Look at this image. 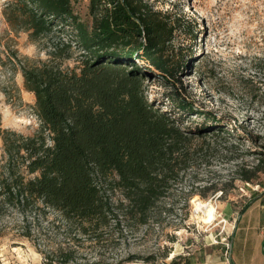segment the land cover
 Returning a JSON list of instances; mask_svg holds the SVG:
<instances>
[{
	"label": "trees",
	"instance_id": "16d2710c",
	"mask_svg": "<svg viewBox=\"0 0 264 264\" xmlns=\"http://www.w3.org/2000/svg\"><path fill=\"white\" fill-rule=\"evenodd\" d=\"M71 1L11 0L2 10L10 29L27 33L31 42L51 34L55 39L43 44V61L8 55L23 90L33 95L38 129L24 137L0 128V213L18 214L24 222L33 210H51L88 237L109 225L148 224L188 168L195 139L224 134L240 144L244 137L229 133L214 117L185 127L202 114L179 89L161 101L170 110L145 97V79L156 75L174 83L185 68L172 53L175 33L191 28L188 19L156 11L148 0H85L83 21L71 11ZM70 59L73 67L63 66ZM249 152L264 157V145ZM248 173H239L245 184L264 170L256 166ZM257 184L264 205V183ZM231 210L224 209L225 218ZM70 260L64 255L55 264ZM191 262L173 258L168 264Z\"/></svg>",
	"mask_w": 264,
	"mask_h": 264
},
{
	"label": "rangeland",
	"instance_id": "374dc122",
	"mask_svg": "<svg viewBox=\"0 0 264 264\" xmlns=\"http://www.w3.org/2000/svg\"><path fill=\"white\" fill-rule=\"evenodd\" d=\"M10 1L0 0V128L30 137L38 129L33 95L23 90L8 55L15 52L19 58L43 61L47 58L43 44L55 38L51 34L49 40L36 43L25 32L12 31L2 16ZM148 2L156 11L185 17L191 28L174 36V60L186 63L176 82L165 84L156 75L145 79V97L161 110H170L161 101L179 89L194 111L202 114L185 121V127L204 123V116L214 117L220 127L239 133L244 141L235 143L224 134H208L206 142L195 139L197 151L188 168L144 226L120 223L83 237L51 210L43 214L33 210L24 222L18 214L1 212L0 264H55L64 255L71 259L69 264H168L173 258L180 263L191 258V264H227V245L238 211L250 200L260 202L258 195L263 193L257 184L264 183L263 174L245 184L239 173L252 175L248 171L256 166L264 170V157L249 152L250 147L264 145V0ZM86 5L85 0L70 4L83 21ZM62 64L71 68L74 62ZM3 161L0 143V166ZM194 200L214 205L213 223L200 221ZM226 207L235 212L230 218L224 217Z\"/></svg>",
	"mask_w": 264,
	"mask_h": 264
},
{
	"label": "crops",
	"instance_id": "0c3cea01",
	"mask_svg": "<svg viewBox=\"0 0 264 264\" xmlns=\"http://www.w3.org/2000/svg\"><path fill=\"white\" fill-rule=\"evenodd\" d=\"M233 214L234 211H229L228 217ZM238 217L236 228L233 226L227 245L231 264H264V205L261 202L254 203Z\"/></svg>",
	"mask_w": 264,
	"mask_h": 264
},
{
	"label": "bare ground",
	"instance_id": "6f19581e",
	"mask_svg": "<svg viewBox=\"0 0 264 264\" xmlns=\"http://www.w3.org/2000/svg\"><path fill=\"white\" fill-rule=\"evenodd\" d=\"M193 202L195 204L196 212H199L201 214L199 218L203 224L209 225L215 221V215L217 214L214 205H211L209 202L203 203L198 200H194Z\"/></svg>",
	"mask_w": 264,
	"mask_h": 264
},
{
	"label": "water",
	"instance_id": "95a60500",
	"mask_svg": "<svg viewBox=\"0 0 264 264\" xmlns=\"http://www.w3.org/2000/svg\"><path fill=\"white\" fill-rule=\"evenodd\" d=\"M238 220H239V217L237 218V220H236V222H235L234 229L236 228V224H237ZM228 263L231 264V261H230L229 258H228Z\"/></svg>",
	"mask_w": 264,
	"mask_h": 264
}]
</instances>
